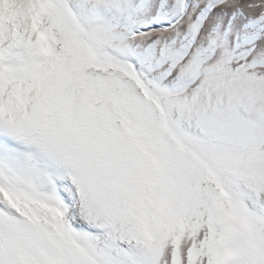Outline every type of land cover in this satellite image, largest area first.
<instances>
[{
	"label": "snow or ice",
	"instance_id": "obj_1",
	"mask_svg": "<svg viewBox=\"0 0 264 264\" xmlns=\"http://www.w3.org/2000/svg\"><path fill=\"white\" fill-rule=\"evenodd\" d=\"M0 264H264V0H0Z\"/></svg>",
	"mask_w": 264,
	"mask_h": 264
}]
</instances>
